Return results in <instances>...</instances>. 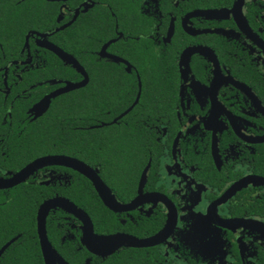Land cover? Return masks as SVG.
Returning a JSON list of instances; mask_svg holds the SVG:
<instances>
[{
	"label": "flooded vegetation",
	"instance_id": "flooded-vegetation-1",
	"mask_svg": "<svg viewBox=\"0 0 264 264\" xmlns=\"http://www.w3.org/2000/svg\"><path fill=\"white\" fill-rule=\"evenodd\" d=\"M72 44L77 68L49 49ZM49 156L109 202L66 165L0 188V264H264V233L220 226L264 224V184L221 200L264 179V0H0V182ZM55 198L87 221L56 201L44 257Z\"/></svg>",
	"mask_w": 264,
	"mask_h": 264
},
{
	"label": "water",
	"instance_id": "water-1",
	"mask_svg": "<svg viewBox=\"0 0 264 264\" xmlns=\"http://www.w3.org/2000/svg\"><path fill=\"white\" fill-rule=\"evenodd\" d=\"M49 49L52 50L53 52H55L61 58V60L65 61L68 64L72 65L73 67L77 68V64H76L75 60L72 58V56L65 54V53H62L61 51L54 48L53 46H50ZM83 84H84V82L78 83V84L68 83L67 88L51 94V97L54 96L55 94H58L59 92H64V91L72 89V88L80 87ZM43 103L45 104L44 106H46L48 103V100L46 101V99H45ZM46 165H66V166H68L74 170L79 171L80 173H83L93 183V186L96 189V191L99 195V198L102 200V202L105 203L106 205L109 202L107 194L105 193L103 186H101V182L94 175L93 171H91L83 163H81L75 159L68 158V157H62V156H49V157H43V158H39V159L34 160L30 164H28L25 168H23L21 171H19L17 174H15L13 177H11L7 182H5V181L0 182V188L6 187V186H12V185L18 183L21 180H23L28 174H30L31 172L36 170L37 168L42 167V166H46ZM247 183L264 184V179L246 177L243 180H240L239 182H237L233 187H231L222 196L221 200L228 198L236 190L245 186ZM56 201H59V203H61V205H63L68 210L69 213L73 214L74 216H76L80 220L82 219V220L87 221L86 215L82 211L77 209L72 203H70L67 200H63V199L57 200V198H55V199H51V200L43 202L39 206V208L36 212L35 220H36V231H37L38 242H39V245H40V248H41V251H42L44 257H45V254L49 250V246L46 242V237H45V233H44V218H45V215L48 212V210L54 204H56ZM172 225H173V219L171 221L167 222L163 231L165 229H169ZM220 226L225 227V228L230 227V226H241V227H246V226L252 227L253 226V228L257 229L261 233H264V224L261 222H258V221H253V220H241V219H239V220H224V221H221ZM158 236L159 235H157L152 240L156 239ZM106 240L113 241V242L114 241H119V242H125L126 241V239L122 236L118 237V238L116 236H111L109 238H106Z\"/></svg>",
	"mask_w": 264,
	"mask_h": 264
},
{
	"label": "trees",
	"instance_id": "trees-1",
	"mask_svg": "<svg viewBox=\"0 0 264 264\" xmlns=\"http://www.w3.org/2000/svg\"><path fill=\"white\" fill-rule=\"evenodd\" d=\"M75 49H76V48H75V45L72 44L71 46L68 45L66 51H67V53L70 54L73 58H76V56H75V55H76V53H75ZM104 108H105V100H102V101L99 100V109L102 110V109H104ZM100 110H99V114H98V116H97L98 119H101L102 116H103V114L100 112ZM95 131H96V132H100V133H102V132L105 131V129H98V130H94V131H92V132H95ZM54 132L57 133V134L59 133L57 129H56ZM76 136H77L78 138L81 137V136L79 135V133L76 132V131H67V132H66V139H67V141L70 142V143L75 142V140H76ZM37 138H38V139H45L46 137H45V135H44L43 133H41V134H39V135L37 136ZM55 138L57 139L58 137H55ZM83 148H84V145H83ZM69 151L73 152V150H69ZM84 151H85V149H84ZM35 190L37 191L38 189L36 188ZM85 199H87V197H85ZM248 213H251V211H248ZM253 213H254L255 216H257L258 218H263V217H264V211H263V209H262L261 204H259L257 210H255Z\"/></svg>",
	"mask_w": 264,
	"mask_h": 264
},
{
	"label": "rangeland",
	"instance_id": "rangeland-1",
	"mask_svg": "<svg viewBox=\"0 0 264 264\" xmlns=\"http://www.w3.org/2000/svg\"><path fill=\"white\" fill-rule=\"evenodd\" d=\"M260 242H261L262 244L264 243V241H263V240H261Z\"/></svg>",
	"mask_w": 264,
	"mask_h": 264
}]
</instances>
